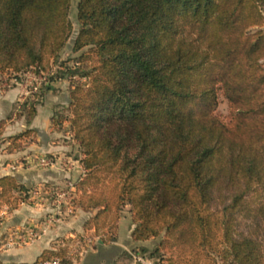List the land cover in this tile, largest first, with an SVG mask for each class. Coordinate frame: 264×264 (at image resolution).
Segmentation results:
<instances>
[{
	"label": "trees",
	"instance_id": "16d2710c",
	"mask_svg": "<svg viewBox=\"0 0 264 264\" xmlns=\"http://www.w3.org/2000/svg\"><path fill=\"white\" fill-rule=\"evenodd\" d=\"M71 5L0 0V76L58 63ZM77 21L68 71L87 81L52 123L81 149L77 205L95 212L85 231L116 243L129 206L132 239L161 238L158 264H264V0H79ZM28 198L15 176L0 179V210ZM64 254L34 264H70Z\"/></svg>",
	"mask_w": 264,
	"mask_h": 264
},
{
	"label": "rangeland",
	"instance_id": "374dc122",
	"mask_svg": "<svg viewBox=\"0 0 264 264\" xmlns=\"http://www.w3.org/2000/svg\"><path fill=\"white\" fill-rule=\"evenodd\" d=\"M78 2L79 0H72L71 10H70V19L73 24V34L71 39L69 40L66 48L63 50L60 56V60L56 64H52L47 67L46 70L38 73L36 72H28L19 77V79L13 78V76H0V83L5 85L6 87L12 85L13 80L16 82H20L22 84L27 85L28 88H32L31 98L32 101L37 103H41L42 93L44 92V88L47 85H51L52 83L56 85L54 88L53 94L56 98H59L63 94L70 95L71 85L74 83H86L87 79L81 77L80 75H76L74 78H71L69 75L68 69H72L71 71H76L79 68L76 65V61L79 57V54L73 53V43L75 37L79 30V25L77 21L78 15ZM264 30V27H263ZM63 65V66H62ZM62 67V68H61ZM75 67V68H74ZM82 67V66H81ZM86 68V67H85ZM89 71V70H87ZM219 106L217 109V114L222 118H228L230 114L228 102L224 97L222 92H219ZM68 104H59L55 111L56 113H63L68 115L66 111ZM27 111V108L25 109ZM27 113V112H26ZM19 113H16V116ZM28 118V117H27ZM2 123H5L2 122ZM56 129V128H55ZM30 132L27 136L21 138L16 141L14 146H9L6 150L13 148L14 150H25L29 146H31L34 142H36V135L33 130H25L22 133ZM56 131L60 132V137L55 136L53 142L64 141L67 144L73 145L72 142L73 136L70 132V127L68 124L64 126L63 129H56ZM20 133V134H22ZM17 134L13 137H17ZM71 136V139H66L65 137ZM11 139V138H10ZM2 140H0L1 142ZM75 142V141H74ZM76 144V142H75ZM79 147V146H78ZM29 153L24 155L19 159V162L14 164L11 167L12 172H16L18 168L21 170L30 169V171H45L52 167L54 164L53 158L49 155H41V154H33L28 150ZM74 153V152H73ZM76 154L78 157L82 158L81 149L78 148L76 150ZM45 159L49 164L42 165V160ZM68 163V162H67ZM67 165V164H66ZM63 168H65V164H61ZM83 177V175H82ZM17 178V177H16ZM18 179V178H17ZM82 179V178H81ZM80 181V180H79ZM71 183V180L65 179L60 185H52L47 183L42 184H27L25 185L29 189V198L23 202L18 209H23V213H30L33 215L34 213L39 214V227L40 228H32L29 229L30 226L26 225L22 230L15 229L14 227L6 228V225L13 220V217L10 215L15 213V210L9 208L7 213L1 215L0 214V249L5 252L14 247L25 246L27 244L33 243L39 240L48 230L59 229L65 222H69L70 218L75 217V214L78 210L77 202L80 199L81 192L77 191L76 183ZM71 183V184H70ZM59 193H65L66 197L64 199L57 196ZM82 211V210H81ZM83 212V211H82ZM95 213V212H93ZM121 229L120 235L122 238V243L129 241V232L133 228V222L130 214V207L124 208L121 214ZM120 220V221H121ZM6 223V225H4ZM4 227V230L2 229ZM14 228V229H13ZM2 229V230H1ZM4 231V232H3ZM161 238L152 239L147 242L146 247H132L129 248L128 251H125L121 256L120 264H142L137 261L138 258L144 259V261L151 262L153 264H158L157 261L150 259L151 253L154 251L156 245L159 243ZM100 239L96 237L94 231H85L84 226L81 232H76L73 235L60 236L58 241L54 244L53 250H65L66 254H64L65 260L69 261L75 260L80 257V254L87 252L94 247H97L100 244ZM118 242V239H117ZM114 244V243H113ZM105 245V244H104ZM70 263V264H71ZM119 264V263H118Z\"/></svg>",
	"mask_w": 264,
	"mask_h": 264
},
{
	"label": "crops",
	"instance_id": "0c3cea01",
	"mask_svg": "<svg viewBox=\"0 0 264 264\" xmlns=\"http://www.w3.org/2000/svg\"><path fill=\"white\" fill-rule=\"evenodd\" d=\"M56 85L53 83L47 85L42 93L41 103L37 105V114L32 120H28L26 107L32 100V88L27 85L13 80L12 85L6 87L0 83V179L4 176L13 175L18 178L23 185L27 184H52L60 185L67 179L71 183L81 180L84 171L81 164V157H78L76 150L79 148L75 144L70 145L64 141L53 142L55 136H61L59 131L53 126L52 118L54 111L59 104H69L70 95L63 94L59 98L53 94ZM16 113L19 115L16 116ZM5 123H2L4 122ZM33 130L37 139L31 146L25 150H14L13 148L6 150L13 144L10 138L22 133L25 130ZM71 139V136L65 137ZM14 146V145H12ZM10 148V147H9ZM49 155L53 158L54 164L48 170L30 171L18 168L16 172H12L11 167L14 166L19 159L27 153ZM74 152V153H73ZM68 162V163H67ZM65 164V168L61 166ZM67 164V165H66ZM70 183V184H71ZM9 207H3L0 214L7 213ZM13 220L6 225L5 229L14 227L22 230L23 227L29 225L30 228L39 227V214L23 213V209L15 210L10 214ZM94 215V213H85L78 210L75 217L70 218L69 222H65L59 229L48 230L39 240L27 244L25 246L14 247L5 252L0 249V257L4 264H34L46 250H53L54 244L60 236L73 235L83 230L84 223ZM121 222L119 223L118 242L110 245H99L93 249L80 254V257L72 260L71 264H120V256L132 247H146V242H138L132 239L133 228L129 232V241L122 243L120 235ZM134 227V226H133ZM13 228V229H14ZM4 230V227L2 228ZM1 229V230H2ZM4 232V231H3ZM146 264H153L145 261ZM136 264V262H135Z\"/></svg>",
	"mask_w": 264,
	"mask_h": 264
},
{
	"label": "built area",
	"instance_id": "2783aa9c",
	"mask_svg": "<svg viewBox=\"0 0 264 264\" xmlns=\"http://www.w3.org/2000/svg\"><path fill=\"white\" fill-rule=\"evenodd\" d=\"M48 164L49 163L45 159L42 160V165H48ZM57 196L64 199L66 197V194L65 193H59V194H57ZM137 261L139 263L146 264V262L142 258H138ZM42 264H61V262H60V260L55 259V260H51V261H46Z\"/></svg>",
	"mask_w": 264,
	"mask_h": 264
}]
</instances>
